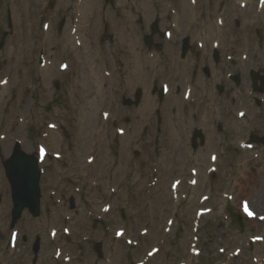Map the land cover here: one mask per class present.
Wrapping results in <instances>:
<instances>
[{"label":"rangeland","instance_id":"obj_1","mask_svg":"<svg viewBox=\"0 0 264 264\" xmlns=\"http://www.w3.org/2000/svg\"><path fill=\"white\" fill-rule=\"evenodd\" d=\"M42 1L43 0H15L14 1L15 5H14V8H13V12H16L17 11L16 9L19 8V6H21L22 11L25 14L24 15L22 12H18V14H17V16L19 18L23 17V19L21 18L20 22H18V26H19V24H21L22 36H21V39H20L19 36L17 38H14V41L16 43L14 41H12V39L11 40L8 39L7 46L10 47V46L13 45V47H15V48L17 47L18 51H33V50H35V47L33 46L34 45V41H31V39L33 40V37L31 36V33H30L29 36H28V34H29V32L32 31L34 36H35L36 43H39L38 41L43 36V32H44L43 31V25H44L43 21H45L47 19L46 18L47 11H51L52 8H53V5L55 3V0H49V1L47 0V2H46V7L47 8L43 9V7H42L43 4L41 5ZM90 1H92V0H90ZM94 1H95V3L98 4L97 8H98L100 3L101 4H106L107 8H106L105 12H107L109 10V8L112 9L111 10L112 16H107L104 13V21H105V26H106V33H105L104 39H102L100 41V44H98V47L100 49L99 52L100 51H105L108 60L104 64H102L101 61H97L96 60L91 65V67L93 68V66L95 64H99V68H97L96 70L102 73L103 79H101V80L98 79L100 81V83H101L100 86H101L102 90L98 89L97 85H95L94 83L92 84L91 80L89 79V111H88V113L91 112L92 114H94V115L96 114L98 117H100V111H99L100 107L105 106V109L107 108L109 87H111L113 84L116 85L117 83H121L120 79H122V82H124L125 86L130 81V80H127L128 71H126V69H127L126 66L129 63H133V61H132V58L127 55V52L126 53L124 52L126 44H124V43L120 44V39L123 37L126 41H130L135 36V37H137L139 39L138 45L135 47L136 51L137 50L140 51V52L146 51V50L143 49V48H145V49H147V51L150 50V51L156 53L157 55L158 54L160 55L163 52L162 53H158L157 52L159 45H163L164 47H166V45H167V41L165 42L164 37L162 36V34L167 30V27H166V29H164L165 27L162 28V25L159 22L158 23L159 31L153 38V45L152 46H148L146 44V42H145V37H146V35H150L151 34V25L153 24V22L155 20L152 21L153 17L150 20H148L147 15L144 14L145 12H141L142 9H143V3H142L141 0H94ZM184 1H186V0H182L181 4ZM12 2H13V0H12ZM64 2L66 4L64 7H69L70 6V7L73 8L74 0H64ZM199 2H200L199 9H198L199 12H204L205 11L207 3L210 4L213 8H215L217 6L216 3H220V2L223 3V7H226V6H229V5H233V0H199ZM69 3H71V4H69ZM186 3L188 5V2H186ZM7 4H9V5H7ZM5 5H7V8L11 7L12 6L11 0H0L1 8L4 9L6 7ZM150 5H151L150 3L149 4L147 3L148 8L152 7L150 12L154 13V6L153 5L150 6ZM44 6H45V4H44ZM41 7H42V9H41ZM119 7H121V8L119 9ZM72 8H68L67 10H64V11H68V12L74 11V10H72ZM29 9H30V12H31L30 14L34 18L28 17ZM158 9H160L159 6H158ZM229 13L230 12L227 13V19L226 20L227 21L232 20L234 22L233 29H235V31L237 30L236 31V32H238L237 35H240L241 37L243 36L242 40H240V42H241L240 47L241 48L242 47L243 48L244 47H249V43H253L254 44V40L252 38L253 37V33L249 32L250 34H248V31L243 29L245 20H243V18H241V17L239 19H237L236 17L232 18V16H230ZM71 14H73V13H71ZM71 14H70V16H71ZM36 16H37V19H35ZM254 17L255 16L249 17L248 19L252 20V19H254ZM61 19H62V17L59 16L58 19L55 20V22L53 20V25L51 26L50 34L48 36H46V37L44 36V38H43V40L45 39L44 40L45 43L49 42V46H52L51 45V41H53V39H51V36H52L53 30H54V33H55V31L58 30L57 34L63 32V28L61 29L62 32L59 30V25L61 24ZM248 19H247V21H248ZM263 20H264V13H263ZM134 22H135V26H134ZM0 23H1L0 24V38H2L4 36V34H5L4 32L8 30L6 26L2 25V24H6V19L5 18L1 19ZM98 23H99V15H98V9H97L93 24L92 25L89 24V51H87V53H90L92 47H94V45H95V37L97 35ZM116 24H117V27L115 26ZM237 24L239 26H237ZM100 25L102 27V24H100ZM132 26H134V30H133ZM204 26H206V25H204ZM262 27H263V29H261V33H260V38L262 37L261 41H260V46H261L262 49H264V22H263ZM226 30L227 29H225L222 32H225ZM69 32H67V29L65 30V34L69 35ZM119 35H121V36H119ZM77 36H79V34ZM250 37H251V41H250ZM174 38H175L174 41L169 45V49H171V53L174 54L175 61L177 62V59H178L177 58V53H178V51H180V54L183 52V47H184L183 39H185V35L184 34L180 35L178 33ZM192 38L194 39L193 36H192ZM247 38H248V40H247ZM23 40L24 41L26 40V42L30 43L31 46H33V47H30V46L28 47V45H21ZM75 41H76V39H72L71 40L72 44ZM193 41L194 40H191V45H193L194 48L191 49V51L189 52V56L198 58L196 56V53H195L197 47H196V45L193 44ZM14 44H16V45H14ZM10 50L12 51V47H10L8 49V51H10ZM38 50L39 49L37 47L36 51H38ZM72 50H73V47H72ZM73 51H79V50H73ZM111 53H112V56H111ZM75 55L78 56V54H75ZM35 58L36 57H33V60ZM162 59H165V58L162 57ZM35 61L36 60H34V62ZM58 64H60V61L58 62ZM87 66H88L87 69H89V65H87ZM107 68H110L108 70H111V72L113 71V69L115 70V73H114V76H113L112 79L107 78L103 74V69H107ZM93 69H95V68H93ZM154 69H155V72L160 71L162 69V66H159V70H157V71H156V67L155 68L153 67V70ZM47 74H49V73H47ZM57 74H58V71L56 69V71L52 72L50 74V76H48V78H51L52 76L56 77ZM65 76L68 79L61 77L60 78L61 82L62 83H64V82L67 83L68 81H72L75 84V91H77V90L79 91L77 76L75 75L76 77H75L74 80H71V76H69L68 74H66ZM88 76H89V74H88ZM169 78H170V76L161 74L160 80L157 83H153L152 84L151 95L153 94V91L156 89V87H157V89H160L161 88V84L163 82H168ZM98 80H96V81H98ZM86 82H88V80H86ZM176 87L177 86H175L174 89H173V91H175L174 95L175 94L178 95V89H176ZM47 88H48L47 90L49 92H52L51 83L48 84ZM106 89L108 90L107 92L105 91ZM59 91L60 92H59L58 95L62 99H63V97L64 98H68V96L71 94L70 87L68 86V87L64 88V84H63V87L59 88ZM158 94H159L158 92L155 93L154 98H156V96H158ZM201 94H202V96L205 95L204 92H202ZM97 95H99V96H97ZM12 96H14V95L12 94ZM77 96H78L79 100L82 101L81 95L77 94ZM96 96H97V98H96ZM106 97H107V99H106ZM129 97H131V94H128L126 92V90L121 91V92H117V96H116V106L117 107L116 106L114 107L115 110H116L115 114L116 115L119 114L121 117H123L125 122H126V118H130V122H129L128 126H125V125H121L120 126V127H123V128L124 127L125 128H131V124H132L131 113L136 112L134 110L135 109L134 105L133 106H124V100L128 99ZM175 101H177V100H174V102ZM153 109L154 108H152V110L150 111V114L152 113ZM40 111H43V113L41 114L42 115L41 119L44 120V122L49 121V120H52V121L54 120V121L58 122L61 125L62 129L66 132V133L65 132H59V133L57 132L56 133L57 137L53 141V143L55 144L54 145L55 151L61 152L62 149H64L67 152L68 155H71L74 152H76V150L78 149L80 151V155L76 156V159L74 160V167L75 166H83V164L82 165L78 164L79 162H81V160H77V159L82 158L81 154L83 153L84 149H89V142L91 141V140L89 141V138L91 137L92 132H93V127L95 126L94 125V121H91L89 123V117L82 116L81 117V122H79V126H78L77 122L74 123V127H75L74 131L77 130V129H80V133L75 135L77 137H73V136L69 135V139H67L66 134H67V130H69V127H66L64 125L65 117H59L58 115L51 113L50 109L46 110V108L45 109L41 108ZM85 111H87V110H85ZM65 112H66V110H65ZM49 113H51V116L46 117L45 114H49ZM66 115H67V113H66ZM43 118H45V119H43ZM39 120H40V118H39ZM68 120H69V118L67 117L66 121H68ZM72 122L73 121L70 122L71 125H72ZM145 122H146V120L143 123H140L141 124L140 127L145 125L146 124ZM67 123H69V122H67ZM99 123H100V118H98V123H96V125L99 124ZM87 126H89V127H87ZM114 130L115 129H114V126L112 124H111V126L108 129L105 130V134L107 133V135H109V140L110 141H111L113 132H115ZM40 133L41 132H39V130H36V131H34V132H32L30 134V143L28 144V147L25 148L26 152H29V149L32 148L33 142L34 143L37 142L38 136L40 135ZM89 134H90V136H89ZM147 134L148 133H146V135L142 136V144H144V145L146 144ZM63 137H64V141L61 140V138H63ZM60 140L62 142H60L58 144V142ZM111 142H112V145H113V149L111 151H113L112 155L114 156L117 152H119L118 151L119 149L116 147L115 139L112 140ZM73 143H74V146H75L74 149L72 147L68 146V145L73 144ZM61 144L64 145L65 148H63V147L61 148V146H60ZM128 144L129 143H127L125 146L128 147ZM57 145H59L60 149L57 148ZM106 146H107V143L105 142L104 143V147L105 148L103 149V151H100L99 153L97 152V155L99 156V165H105L106 163H108L106 156L109 153V150H107ZM48 147L51 148V145L48 144ZM138 148H140L139 145H138ZM148 150H149V153H150V151H152L151 158L153 159V147L149 148ZM30 151H32V150H30ZM105 153H106V155H105ZM131 153L132 152H127V154L124 157H122L123 161L125 163H126L127 157H129V155H131ZM161 156L163 157V160H165L164 161L165 163L162 164L161 167L165 168V165H170L169 161H167V157L165 156V154H163ZM137 159H135V160H137ZM148 162H150V160ZM47 164L46 165L44 164V168L48 167ZM70 165H71V163H70ZM150 165H151V163L149 164V170H150ZM113 168H115L114 165H113ZM100 170L101 169L97 167L93 172H91L92 173V177L93 176L95 177L98 173H100ZM134 174L137 175V173H134ZM248 174H250L248 172V170H245L244 175L243 176L241 175L238 178V181H237L236 185H237L239 191H240V188L245 186V184H249V181H250L249 178L250 177L247 176ZM114 176H115L114 173H112V176H107V174L105 175V178H104L103 182L101 183V185L99 186V188L95 192V195L99 193L98 197H100V198H94L95 200H93V202L89 201V198L87 200H85V199L81 200L79 198L80 195H78V194L75 195L72 190H69L68 192L66 191L67 194H64L65 197L63 198V203L61 204V208H64L65 210H69V209H72V208L74 209L75 213L79 216L78 217V221L76 223L77 226H79L82 229V231L87 229L86 233L84 234L85 236L89 235V233H87V232H89V226L87 228H85V226H83V224H86L88 222V219L86 217H87L88 212H89V207L92 206V207H94L93 208L94 210H99L101 205L103 203H106L105 200H104V196H105V193L107 192V189H106L107 182L109 180H111ZM55 178L58 179V178H63V177H60L59 175H55ZM146 180H148V178ZM59 181L60 182H64V184H69L67 181H65L63 179H60ZM43 182L44 181H41V184L39 186L41 188V194H42V199H41V210H42L41 211V217L44 219L45 218V213L44 212H45V208L47 207V206L44 207L45 206V202H46V201H44V197H46V194L49 193V190H48V192H44L46 186L44 187ZM140 189L141 188L135 190L136 194L139 193L140 195H142V192L140 191ZM43 194H44V196H43ZM243 195L246 196V194H243ZM71 198H72V202L70 201ZM10 205H11V197L8 200H5V203H4L5 209H3V211L8 210V209L10 210V208H9ZM141 206H142V204L140 202V199L136 198V196H135V198H134V208L135 209L137 208V209L140 210ZM156 210H157V208H156ZM65 212H71V211H65ZM29 215L30 214L26 211L24 213V216H22V219L26 218V217H29ZM61 215L64 216L62 211H61ZM188 216H189V213H186V217H188ZM113 219L114 218L111 217L108 222L112 221ZM134 220L135 219H133L131 217V214L127 213L125 215V217L120 222H118L117 227L122 228V227L134 226L135 225ZM161 221H162V219H160L159 223H161ZM20 222L21 221H19V224H21ZM181 222H182L181 219H179L178 225H181ZM116 223L117 222L115 221L113 224L109 225L108 234L113 233L114 230L117 228L116 227ZM142 223H143V221H142ZM72 224H73V222H72ZM257 225H254V223L253 224L250 223L247 226L243 227V230H244V232L246 234V237L251 236L255 231H259V232L262 233L261 228L264 229V227H261L262 225L257 227ZM29 226L31 227V229H28L29 232H30V235H31V233L34 230L33 228L41 227L40 225H38V226L36 225V227H33V224L30 223V222H29ZM93 229H94L93 232L96 233L95 236L96 237H100V236L103 235L104 225H101V224H100V226L93 225ZM110 230L112 232H110ZM137 230H138V228L137 229L131 228L130 232L137 231ZM154 231H155V229H153V233H152L153 236H152V234L150 236H148L144 240V242L142 243L141 248L137 252H135L132 257L131 256H125L126 247H124V245L119 244L118 254L116 252H114L115 256H117L116 259L120 260L118 262V264H132V260H131L132 258H141L142 255L146 252V250L150 246H152L153 244L160 243L161 242V238L158 235H156ZM106 233H107V230H106ZM218 233H219V237H217V238H218V240H221V238H222L221 236H222V234H224L223 230L222 231L218 230ZM79 238L75 239L74 241H72L73 239L70 240L71 242H69V243H70L71 246H69L68 249L71 250V253H74V254H79L80 253V254H83L85 256L84 249H85L86 246H82V247H80L81 245L79 246V243H80ZM173 238H174V236H173ZM190 239H191V235L189 236V240ZM177 240L181 241V243H183L184 246L186 245V243L188 241V239H187V241H185V238L183 239L182 232H179ZM218 240H216L214 244H217ZM213 241L211 243V246H207L206 245L205 247L202 248L203 257L201 259H199V261H198V259H196V262L194 264H206V262H207L206 258L208 257V255H210L211 251H214L215 254H216V252L219 249V247H223V248L227 247V246H225L222 243H220L219 245L213 246L214 245ZM110 243H111V239L108 238L107 239L106 250L104 252L105 253L104 257L109 254L108 245H110ZM188 243H189V241H188ZM242 243H243V241L240 244L238 243V244L233 245V247H232V249L230 251L234 250L235 248L240 247ZM114 245H116V244H114ZM93 248H94V246H90L89 247V257L91 258L89 260V264H104V258H102L101 260L99 259L100 261H98V263H96V259H98V256H97V253L95 252V248H94V250H93ZM254 248L255 247H252V251L251 252L247 251V252L243 253L242 258L232 262V264H247L246 262H247V259L250 256V253H252L258 247H256L255 249ZM261 248H259V249H261ZM176 250H177V254H176V256L174 258L175 259H179L182 256V254L180 253L182 248H179V249L177 248ZM262 253L264 254L263 251H262ZM72 257H74V256L72 255ZM160 257L158 258L159 260L156 261L153 264H160L163 261V258H160ZM226 257H227V255L222 256V257H218L217 261H219V259H220V262L223 263V261H224V259ZM28 259H30V258H28ZM180 260L181 259H179V261ZM197 261H198V263H197Z\"/></svg>","mask_w":264,"mask_h":264},{"label":"bare ground","instance_id":"obj_2","mask_svg":"<svg viewBox=\"0 0 264 264\" xmlns=\"http://www.w3.org/2000/svg\"><path fill=\"white\" fill-rule=\"evenodd\" d=\"M59 1L61 2V5H60L61 8L66 5L64 0H59ZM141 1L143 3V9H142L141 12H145L144 14L147 15L148 20H150L153 17V13L150 12L152 7L148 8L147 3L149 4L152 0H141ZM97 5L98 4L95 3L94 0H92V1H90V0H82V2L80 4L77 3V1H74V6H73V10L74 11H73V14H71V16H70V18L72 20L76 13H80L83 16V18H84L83 19V23L78 27V30L75 31L76 36L74 37V39H76V40L80 39L82 41V46L81 47L85 48V51H89V24L92 25L93 22H94L96 10L98 9ZM159 5H160V16H161V19H162V22H163L162 25H164L165 24V20L168 18V15H166V13L163 12V10L161 8L162 1L160 2ZM182 6L184 7V9L188 10L187 5L185 3H182ZM120 8L121 7H119V9ZM111 10L112 9L109 8V10L105 14L107 16H112ZM13 16H14V14H13ZM180 16H182V15L180 14ZM180 16H178V18H181ZM14 19H15V23H14L15 27L12 28L11 33H8V34L11 35V34L14 33V38H17L19 36L20 39H21V36H22L21 24H19V26H18V21L20 22V20L18 19V17L16 15L14 16ZM70 23H71V21H70ZM115 26L117 27V24ZM134 26H135V22H134ZM134 26H132L133 30H134ZM197 27H198V25H197ZM50 29H51V27L49 26L48 30H46L47 32L43 33L45 37L50 34ZM180 30H181V27L178 28V32ZM69 31L70 30L67 29V32H69ZM187 32L188 33L190 32L188 27H187ZM71 33H74V32L72 31ZM190 33L193 34L194 31L190 32ZM78 34H79V36H77ZM119 36H121V35H119ZM138 41H139V39L137 37H135V36L130 41H126L123 37L120 39V44H123V43L126 44L125 51H132L133 57L135 59V61L133 63L127 64V66H128V80H130V81L128 82V84H126L125 89L130 91V92H133L134 89L136 90L137 86L142 85V84L138 83V79H139V76L142 78V76L144 75L143 73H145V72H142L143 68H145L147 66L146 68L148 69V66L149 67L150 66H155V63H156L155 60H153L151 63H148L147 62V58H146V61H144L143 53L140 52V54H139L135 50V47L138 45ZM99 50L100 49H99L98 45L97 44L94 45V47H92V49L90 51L89 60L84 62L83 67L79 66L77 68V66L75 64V60H74L73 67H75V69L77 68L76 73H78V71H79V73L81 74V76L84 79L89 74L90 78L95 81L94 84L97 85V88L102 90L101 86H100L101 83L99 81V80L103 79L102 73L97 71L96 69H93L91 67L92 63L94 61L98 60V58H99ZM85 53L89 54L87 52H85ZM159 63L160 64L164 63V61L159 60ZM167 64H168V68L171 70L173 68V61L168 62ZM87 65H89V69H87L88 68ZM70 70H71V68H70ZM166 70H167V68L164 69V72H166ZM146 71H149V70H146ZM174 71H175V69H174ZM43 72H45V71L43 70ZM47 75L48 74H46L45 76H47ZM112 76H114V72H113ZM96 80H98V81H96ZM46 84L48 86V82L47 81H46ZM145 85L147 86V89L150 88V83L147 82ZM82 89L83 90L89 89V81L86 82V86L84 84L82 85ZM4 91H1L0 93H2ZM105 91L107 92L108 90L106 89ZM155 100L156 99H153V97L150 95V92H149L148 96H146L144 101H143L145 106L143 105V107L141 108V110L139 112V115L142 116L144 113H146L148 111V109L151 108V106H154ZM85 110H86V108L84 106L82 108V111L84 112ZM167 112H169V109H168ZM86 114H88V113H86ZM177 114H179V110H178ZM88 115L91 116V113H89ZM66 116H68V118L70 119V114L69 113ZM81 116H83L82 113H81ZM136 116H138L137 113H136ZM95 118L98 119V117L96 115H93L92 117H89V123H90V121H95ZM168 121H169V118L166 121V126L165 127L167 129V126H168V130H169L171 128V126L169 124H167ZM55 133H57V132H54V134ZM171 133L173 135H175V137L177 139L176 140H175V138L173 139L172 135L169 134L170 135V136L168 135L169 138L164 137L165 139H167V141H165V142L168 144V147L173 152H175V151L180 152V150L182 149V144L180 142V128L176 127L174 130L171 131ZM51 134H52L51 135V139L54 141L55 140L54 138H56L55 137L56 135L54 136L53 133H51ZM60 146H61V148L62 147L65 148V146L62 145V144ZM57 148H59V146H57ZM76 152L78 153V155H80V151L78 149L76 150ZM57 153H59L62 156L68 155L67 152L64 149H62L61 152H57ZM77 160H80V159H77ZM201 162H203V161H201ZM28 183H29V187L31 188L32 187V185H31L32 184V180H30L29 177H28ZM46 187H47V184H46ZM48 197H49V195L46 194L45 198H48ZM4 203H5V201H4ZM55 214H56V212H55ZM56 218L57 217L52 218L50 220L51 224L56 223ZM71 257H72V255H71Z\"/></svg>","mask_w":264,"mask_h":264},{"label":"water","instance_id":"obj_3","mask_svg":"<svg viewBox=\"0 0 264 264\" xmlns=\"http://www.w3.org/2000/svg\"><path fill=\"white\" fill-rule=\"evenodd\" d=\"M12 167L10 168V177L11 180L16 184V204H17V209L16 212L20 211L23 208V199L25 191L20 188L18 185V181L22 180L21 178H25V180L28 182V177L30 180H32V187L34 188V199L37 200L38 195H37V181H38V172H37V166L36 162L34 161H29L25 159L24 157H18L17 159L15 158L11 162ZM23 168V170H22ZM17 171H20L18 173ZM29 188V186H27Z\"/></svg>","mask_w":264,"mask_h":264},{"label":"snow or ice","instance_id":"obj_4","mask_svg":"<svg viewBox=\"0 0 264 264\" xmlns=\"http://www.w3.org/2000/svg\"><path fill=\"white\" fill-rule=\"evenodd\" d=\"M245 208H246V211H247V206H245ZM249 215H251V213H249Z\"/></svg>","mask_w":264,"mask_h":264}]
</instances>
